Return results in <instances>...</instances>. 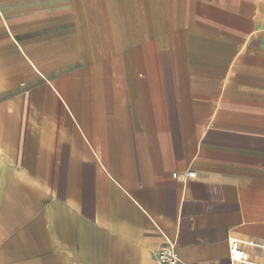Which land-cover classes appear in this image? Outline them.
Wrapping results in <instances>:
<instances>
[{"label": "crops", "instance_id": "1", "mask_svg": "<svg viewBox=\"0 0 264 264\" xmlns=\"http://www.w3.org/2000/svg\"><path fill=\"white\" fill-rule=\"evenodd\" d=\"M232 239L264 262V0H0V264Z\"/></svg>", "mask_w": 264, "mask_h": 264}, {"label": "built area", "instance_id": "2", "mask_svg": "<svg viewBox=\"0 0 264 264\" xmlns=\"http://www.w3.org/2000/svg\"><path fill=\"white\" fill-rule=\"evenodd\" d=\"M173 175L177 180L185 182L189 179L195 178L197 173L195 170H187L182 172H174ZM242 242L248 243L240 239H232L231 255L233 261L238 264H264V262L263 263L253 262L244 258L242 252L238 249V245ZM258 246L264 248V244H258ZM180 263H181V258L175 244H172L169 249L161 251L156 256V264H180Z\"/></svg>", "mask_w": 264, "mask_h": 264}]
</instances>
